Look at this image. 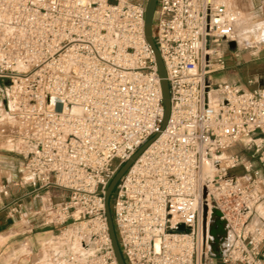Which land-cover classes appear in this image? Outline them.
Returning a JSON list of instances; mask_svg holds the SVG:
<instances>
[{
	"label": "built area",
	"instance_id": "obj_1",
	"mask_svg": "<svg viewBox=\"0 0 264 264\" xmlns=\"http://www.w3.org/2000/svg\"><path fill=\"white\" fill-rule=\"evenodd\" d=\"M146 2L0 0V92L13 120L0 141L23 159L31 198L47 196L41 224L57 227L37 261L117 264L104 191L159 134L113 191L124 263L212 264L201 227L206 203L231 235L221 263L261 264L264 222L254 210L263 200L264 88L210 78L227 68L240 13L231 0H157L152 38L170 102L161 131ZM237 144L249 158L228 153ZM53 191L65 195L56 201ZM7 196L2 187L0 199ZM5 207L16 214L20 203Z\"/></svg>",
	"mask_w": 264,
	"mask_h": 264
},
{
	"label": "crops",
	"instance_id": "obj_2",
	"mask_svg": "<svg viewBox=\"0 0 264 264\" xmlns=\"http://www.w3.org/2000/svg\"><path fill=\"white\" fill-rule=\"evenodd\" d=\"M231 3L235 7L232 0ZM237 64L238 62H227L228 67H234ZM224 78V82L236 84L240 82L238 79L227 78L225 75ZM23 164V159L10 151L5 142L0 141V190L6 187L8 194L7 197L0 199V264H5L6 259L12 258H17V261L22 264L34 260L35 257H39L43 242L48 238L45 236L55 232L51 226L41 224L43 212L40 209L45 195L41 199L31 198L29 195L32 190L31 175L24 170ZM261 177L263 200L254 210V218L264 222V170L261 171ZM15 200L20 203V210L16 214H11L5 206ZM218 242L220 244L218 243L217 252L211 250L213 254L225 250L229 237L226 235ZM260 253L261 264H264V242L260 246ZM212 264L222 263L220 258H212Z\"/></svg>",
	"mask_w": 264,
	"mask_h": 264
},
{
	"label": "rangeland",
	"instance_id": "obj_3",
	"mask_svg": "<svg viewBox=\"0 0 264 264\" xmlns=\"http://www.w3.org/2000/svg\"><path fill=\"white\" fill-rule=\"evenodd\" d=\"M233 5L237 7L240 13L239 23L241 24V28L237 30V38L238 36H242L243 34H250L249 36H253V31L258 30L264 27V0H232ZM237 26V25H236ZM242 30V31H241ZM244 36V35H243ZM246 36V35H245ZM226 62H238L237 65L234 67H228L219 73L211 74L210 78L213 82H224L225 78H235L238 79L240 82L237 83L239 85H243L247 88L259 87L264 88V42H260L257 45L245 47L242 45H236L233 49H229L226 52ZM251 80L253 84L248 85L247 81ZM2 83L0 82V87ZM0 128H10L13 125L11 119L7 117L5 113V106L3 104L2 94L0 92ZM3 113V114H2ZM2 114V115H1ZM236 152L240 154L243 158H249L247 153L244 152L243 147L241 144H237L232 147L228 153ZM207 168V167H206ZM205 173L209 172V167L206 169ZM207 170V171H206ZM235 172V171H234ZM231 172V173H234ZM237 173L240 172V169L236 170ZM210 178L212 177V172L210 173ZM114 193V192H113ZM113 193L109 200V210L111 219L113 221V212L111 208L112 197ZM62 194L60 191H53L51 192V196H54L56 201L62 199ZM47 196H45L46 198ZM55 232L57 231L56 228H52ZM50 237L51 234L46 235V237ZM44 238V239H45ZM47 239V238H46ZM11 258V257H10ZM5 264H22L20 261L16 259H6ZM43 261H37L35 257L34 260H31L27 264H41ZM43 264V263H42Z\"/></svg>",
	"mask_w": 264,
	"mask_h": 264
},
{
	"label": "water",
	"instance_id": "obj_4",
	"mask_svg": "<svg viewBox=\"0 0 264 264\" xmlns=\"http://www.w3.org/2000/svg\"><path fill=\"white\" fill-rule=\"evenodd\" d=\"M156 3L157 0H147L146 2V7H145V12H144V37L148 45L151 47V50L154 55V60L156 64V69H157V74L159 77V85H160V91H161V97H162V107H163V112H162V120H161V126L160 130L162 131L164 127L166 126L168 117H169V110H170V102H169V89H168V84L166 81V76H165V71L162 65V61L159 55V52L156 48V45L154 43V40L152 38V22H153V16L156 8ZM231 44V43H230ZM229 48L233 49L234 46H230ZM159 134L154 135L152 138H150L141 148H139L130 158L127 160L115 173L114 177L106 187L104 191V210H105V216H106V221H107V227H108V234L112 246V250L115 256V260L117 264H125L123 261V258L120 254V250L118 247V243L116 240L114 228H113V223L110 215V210H109V200L110 197L114 191V188L117 184V182L120 180L122 175L126 172V170L129 168V166L132 164V162L146 149V147L155 139L158 137ZM206 197V191H203L202 198L205 199ZM205 220V221H204ZM219 220L222 222V225L225 228V231L228 232L226 222L222 219L221 213L215 209V208H210L208 209L206 203L203 204L202 206V214H201V227H202V236L203 239H205L206 234L208 236L207 240V247L209 246V241L212 239V228L215 227V221ZM229 242L226 244V248L224 252L219 253V254H212V252L208 248V253L213 257V258H220L224 255L226 250L228 249Z\"/></svg>",
	"mask_w": 264,
	"mask_h": 264
},
{
	"label": "bare ground",
	"instance_id": "obj_5",
	"mask_svg": "<svg viewBox=\"0 0 264 264\" xmlns=\"http://www.w3.org/2000/svg\"><path fill=\"white\" fill-rule=\"evenodd\" d=\"M241 24L238 22L237 23V26H236V33H237V30H239L241 27ZM242 31V30H241ZM244 35V36H243ZM242 36H238V38H236V41L235 42H232L230 44V46H234L236 45V42L237 44L240 46H245V47H249V46H253V45H257L259 44L260 42H264V27L263 28H260L258 30H254L253 31V36H249L248 34H243ZM246 35V36H245ZM1 112V111H0ZM3 114V113H2ZM1 114V115H2ZM208 168V167H207ZM206 168V169H207ZM208 170V169H207ZM206 170V171H207ZM210 171V169H209ZM209 173V172H208ZM204 174H207L204 172ZM205 221V220H204ZM215 227L212 228V231H211V234H212V239L209 241V250L212 252H217L218 250V241H221L224 237H226V235L229 237V241L231 239V235L229 232H226L225 231V228L224 226L222 225V222L219 221V220H216L215 221V224H214ZM225 240V239H224ZM228 243V242H227ZM220 244V243H219ZM224 244V243H223ZM224 248V247H223ZM220 249V248H219ZM221 250V249H220ZM224 252V251H223ZM222 253V252H220ZM213 254V253H212ZM219 254V253H217Z\"/></svg>",
	"mask_w": 264,
	"mask_h": 264
}]
</instances>
